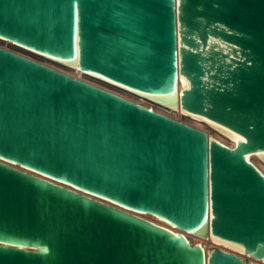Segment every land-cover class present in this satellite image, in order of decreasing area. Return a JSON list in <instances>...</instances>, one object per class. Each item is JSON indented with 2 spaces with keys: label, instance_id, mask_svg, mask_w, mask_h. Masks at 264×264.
<instances>
[{
  "label": "water",
  "instance_id": "1",
  "mask_svg": "<svg viewBox=\"0 0 264 264\" xmlns=\"http://www.w3.org/2000/svg\"><path fill=\"white\" fill-rule=\"evenodd\" d=\"M0 37L242 137L0 46V264H259L182 231L264 257V0H0Z\"/></svg>",
  "mask_w": 264,
  "mask_h": 264
},
{
  "label": "bare ground",
  "instance_id": "2",
  "mask_svg": "<svg viewBox=\"0 0 264 264\" xmlns=\"http://www.w3.org/2000/svg\"><path fill=\"white\" fill-rule=\"evenodd\" d=\"M0 46L10 49L12 51H15L17 53H20L22 55H25L27 57H30L32 59H35L37 61H40L46 65H49L61 71H64L74 77H78L94 85L105 88L114 93H117L127 99H130L132 101L145 105L151 109H154L156 111L169 115L171 117H174L176 119H179L181 121L194 125L196 127H199L207 132L209 139H214L229 147H233L238 139H242L240 135L228 129L227 127L219 123H216L215 121H212L202 115L191 113V112H188L182 109L179 106L178 99H176L173 103L157 102L141 94H138L133 91L127 90L123 87H120L100 75L81 71L77 66L76 58H73L72 60L58 59V58L51 57L43 53H39L37 51H34L32 49L16 44L12 41H9L1 37H0ZM178 85H179V91L188 86L187 80L182 75L179 76ZM245 157L264 176V150L246 153ZM60 183L70 187V185L67 183H63V182H60ZM133 212L141 217H144L146 219H149L151 221L164 225L170 228L171 230L177 231V228L175 226L171 225L169 222H167L166 220L156 215H153L151 213L141 212V211H133ZM210 217H211V211H210V203H209L207 218L209 219ZM182 232L187 234L190 237L191 242L193 244L200 242L205 247V250H207L210 246H218L227 251L235 252L242 258H247L249 260L256 261L259 264H264V257L255 258L252 255H247L244 252L243 247L241 245L234 243L232 241H229V240L216 237L212 235L210 232L207 233L206 237L199 235L194 230L182 231Z\"/></svg>",
  "mask_w": 264,
  "mask_h": 264
}]
</instances>
